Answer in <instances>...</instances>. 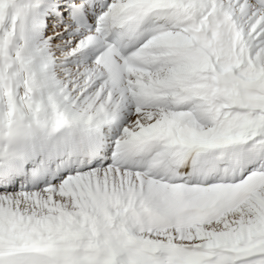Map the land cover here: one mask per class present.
<instances>
[{
  "label": "snow or ice",
  "instance_id": "1",
  "mask_svg": "<svg viewBox=\"0 0 264 264\" xmlns=\"http://www.w3.org/2000/svg\"><path fill=\"white\" fill-rule=\"evenodd\" d=\"M0 264H264V0H0Z\"/></svg>",
  "mask_w": 264,
  "mask_h": 264
}]
</instances>
